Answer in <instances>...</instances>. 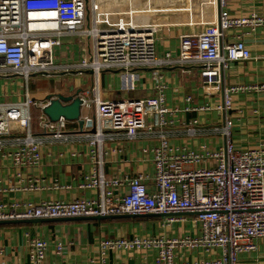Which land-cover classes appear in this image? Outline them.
Wrapping results in <instances>:
<instances>
[{
  "label": "built area",
  "instance_id": "2783aa9c",
  "mask_svg": "<svg viewBox=\"0 0 264 264\" xmlns=\"http://www.w3.org/2000/svg\"><path fill=\"white\" fill-rule=\"evenodd\" d=\"M129 0L126 10L103 9L100 0H0V74H18L26 79L36 74L61 70L92 71L91 89H83V130L88 141L92 169L80 188L93 191L92 198L0 202V220L76 218L110 215H165L167 224L187 221L197 229L196 235L164 238L139 237L102 241L107 249L136 250L157 248L151 264H176L178 246L204 247L221 251L214 264H253L241 254L258 250L264 240V145L238 149L232 139L233 121L225 119L221 131L226 144L219 150L195 151L171 142L167 127L175 110L165 102L163 82L156 83L157 94L146 98H104L99 75L104 70H122L134 76L140 68L173 65H201L202 88L208 95L222 93L215 106L220 113L232 109L233 95L238 92L264 94V82L249 85H226L224 72L230 63L251 59L252 53L241 34L230 32L251 25L264 26V16H233L227 0H199V19H193V0L175 11L189 13V26L201 29L180 35L179 51L158 54L157 34L167 23H153L141 18L145 13L166 11L152 6H136ZM140 1V0H138ZM207 8L213 20L205 19ZM38 14H47L40 18ZM78 35L90 40L80 63L59 66L54 48L62 37ZM133 87V82L129 83ZM191 100V97H188ZM40 108L39 127L51 132V138L69 140L64 134L68 121H51L42 111L44 105L32 99L20 103H0V143L6 135L17 134V147L10 152L19 167L37 166L41 162L43 137L33 133L31 107ZM90 110L85 114L84 110ZM210 110V106L197 110ZM194 124L198 120L193 121ZM194 133L195 129H190ZM155 134L152 174L107 178L104 173V142L124 135L134 139L140 134ZM23 134V135H22ZM154 189H150L151 186ZM125 189V190H124ZM123 190V191H121ZM63 245L56 247L61 254ZM47 242L35 237L28 241L29 264H47ZM72 264V263H65ZM126 264V263H120Z\"/></svg>",
  "mask_w": 264,
  "mask_h": 264
},
{
  "label": "crops",
  "instance_id": "0c3cea01",
  "mask_svg": "<svg viewBox=\"0 0 264 264\" xmlns=\"http://www.w3.org/2000/svg\"><path fill=\"white\" fill-rule=\"evenodd\" d=\"M228 10L233 16H264V0H227ZM135 2V1H133ZM144 1L134 4L139 5ZM153 7L165 9L145 13L141 18L153 23H167L161 26L157 34L158 54L167 51L178 53L180 35L201 29V26H189V13L175 11V7L188 6L189 0H152ZM193 19H199V0H193ZM101 6L110 11L126 10L129 0H100ZM111 6L112 8H109ZM212 10L207 8L205 19L213 20ZM230 38L241 34L249 47L252 57L248 60L230 63L224 72L226 85H249L264 82V26L252 29L251 25L230 32ZM89 50L90 40L78 35L62 37V44L54 48L55 63L59 66L78 64ZM52 72L36 74L29 79L18 74H0V103H20L27 99V92L38 105H45L46 97L52 93L69 95L78 89H91L95 77L92 71L78 73ZM201 65H173L161 68H140L132 71L134 76L122 70H104L99 75V88L104 98H146L157 94L156 83L163 82L165 102L175 110L169 115L173 121L168 127L171 142L186 146L195 151L219 150L226 144L221 131L225 119L233 121L232 139L238 149L256 148L264 145V94L238 92L233 95L232 109L220 113L215 106L222 102V93L208 95L202 88ZM133 82V87L129 83ZM87 83V84H86ZM74 88L73 91H71ZM191 97V100H188ZM210 106V110H197ZM36 119L40 108H34ZM85 114H89L90 110ZM34 115V114H33ZM198 123L194 124V120ZM33 133L43 137L41 162L37 166L17 167L9 155L16 147L17 134L6 135L0 143V202L51 200H72L92 198L95 193L80 188L84 177L92 169L89 157L88 141L84 130L76 121H68L64 134L69 140L51 138L34 123ZM195 129L190 133V129ZM23 135V134H22ZM155 134H140L134 139L122 135L104 142V173L107 178L135 176L138 173L152 174L153 154L151 149L157 144ZM150 189H154L152 185ZM125 190V189H124ZM123 191V190H121ZM189 222L167 224L166 216H139L111 218L103 220H70L42 223H19L0 225V264H29L28 241L35 237L44 239L48 244L47 264H151L157 248L136 250L107 249L101 251V243L109 239H132L139 237L164 238L196 235ZM61 243L63 251L57 253ZM176 264H214L221 251H206L204 247L178 246L175 248ZM244 262L264 264V240L259 242L258 250L241 254Z\"/></svg>",
  "mask_w": 264,
  "mask_h": 264
},
{
  "label": "water",
  "instance_id": "95a60500",
  "mask_svg": "<svg viewBox=\"0 0 264 264\" xmlns=\"http://www.w3.org/2000/svg\"><path fill=\"white\" fill-rule=\"evenodd\" d=\"M74 88L71 90L73 91ZM83 89H78L71 94L52 93L46 97L48 101L43 107V113L53 122L64 118L67 121H76L80 128H83L84 120L82 119V99L80 93ZM157 214L145 215H110V216H87L76 218H48V219H14V220H0V225L19 224V223H42L51 221H70V220H103L111 218H125V217H139V216H153ZM159 216V214H158ZM165 216V215H160Z\"/></svg>",
  "mask_w": 264,
  "mask_h": 264
},
{
  "label": "rangeland",
  "instance_id": "374dc122",
  "mask_svg": "<svg viewBox=\"0 0 264 264\" xmlns=\"http://www.w3.org/2000/svg\"><path fill=\"white\" fill-rule=\"evenodd\" d=\"M152 3V2H151ZM136 6H142V7H148V5H147V1H144V2H142V3H140L139 5H137V4H135ZM152 5H156V3L155 2H153L152 3ZM109 8H112L111 6H109ZM104 9V8H103ZM142 17H144V16H148V15H146V14H143V15H141ZM60 72H63V73H68L67 71H65V70H61ZM60 72H58V73H60ZM87 84V83H86ZM34 108H38V107H35V106H32L31 107V115H32V119H33V122L36 124V123H38V121H37V119H36V113H35V110H34ZM88 111L85 109L84 110V113H87ZM34 114V115H33Z\"/></svg>",
  "mask_w": 264,
  "mask_h": 264
},
{
  "label": "bare ground",
  "instance_id": "6f19581e",
  "mask_svg": "<svg viewBox=\"0 0 264 264\" xmlns=\"http://www.w3.org/2000/svg\"><path fill=\"white\" fill-rule=\"evenodd\" d=\"M47 14H38V17H40V18H43V17H45Z\"/></svg>",
  "mask_w": 264,
  "mask_h": 264
}]
</instances>
